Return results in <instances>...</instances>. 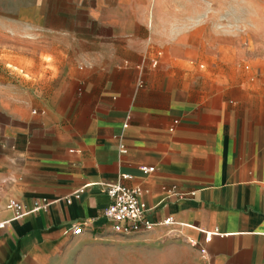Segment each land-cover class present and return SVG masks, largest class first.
I'll return each mask as SVG.
<instances>
[{"label": "crops", "instance_id": "crops-1", "mask_svg": "<svg viewBox=\"0 0 264 264\" xmlns=\"http://www.w3.org/2000/svg\"><path fill=\"white\" fill-rule=\"evenodd\" d=\"M240 1L0 0V264H264ZM116 182L174 223L114 234Z\"/></svg>", "mask_w": 264, "mask_h": 264}, {"label": "built area", "instance_id": "built-area-1", "mask_svg": "<svg viewBox=\"0 0 264 264\" xmlns=\"http://www.w3.org/2000/svg\"><path fill=\"white\" fill-rule=\"evenodd\" d=\"M140 170L149 173L154 170V167L141 165ZM105 192L109 198V203L103 210V216L114 234L129 235L149 232L154 230L156 226L168 227L174 223L170 216L158 221H151L147 217L148 208L142 199L141 190L137 187H130L121 182H116L108 185ZM46 206V203L39 202L33 204L31 208H27L23 203L14 199H10L6 203V208L12 211L16 219H21L28 213L42 210ZM4 226L5 222H0V228ZM83 230V224H75L71 228L73 234H80ZM168 233H172V230Z\"/></svg>", "mask_w": 264, "mask_h": 264}, {"label": "rangeland", "instance_id": "rangeland-1", "mask_svg": "<svg viewBox=\"0 0 264 264\" xmlns=\"http://www.w3.org/2000/svg\"><path fill=\"white\" fill-rule=\"evenodd\" d=\"M248 6L239 10L240 17L246 20L240 22L241 34L250 35V39L241 40V48L246 51L240 57V69L253 74L252 80L257 81V87L252 89L255 94L264 93V0L240 1ZM249 50V51H248ZM6 60L7 58H2ZM6 68V67H5ZM260 81V83H259Z\"/></svg>", "mask_w": 264, "mask_h": 264}]
</instances>
